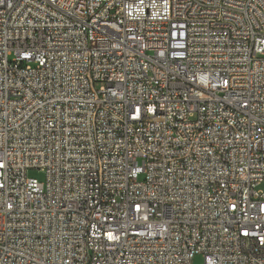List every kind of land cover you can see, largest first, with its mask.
<instances>
[{"label": "built area", "instance_id": "2783aa9c", "mask_svg": "<svg viewBox=\"0 0 264 264\" xmlns=\"http://www.w3.org/2000/svg\"><path fill=\"white\" fill-rule=\"evenodd\" d=\"M262 181L264 0H0V264H264Z\"/></svg>", "mask_w": 264, "mask_h": 264}, {"label": "rangeland", "instance_id": "374dc122", "mask_svg": "<svg viewBox=\"0 0 264 264\" xmlns=\"http://www.w3.org/2000/svg\"><path fill=\"white\" fill-rule=\"evenodd\" d=\"M27 175L37 179L42 182L44 180V173L39 171L38 169H28ZM259 189L264 190V181L259 185ZM192 264H202V257L197 255L193 258Z\"/></svg>", "mask_w": 264, "mask_h": 264}]
</instances>
